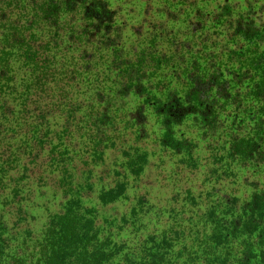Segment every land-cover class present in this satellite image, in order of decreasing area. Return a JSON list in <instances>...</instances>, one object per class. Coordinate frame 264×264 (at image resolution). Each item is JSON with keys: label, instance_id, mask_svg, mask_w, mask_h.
<instances>
[{"label": "trees", "instance_id": "16d2710c", "mask_svg": "<svg viewBox=\"0 0 264 264\" xmlns=\"http://www.w3.org/2000/svg\"><path fill=\"white\" fill-rule=\"evenodd\" d=\"M152 167L197 225L133 243ZM31 263L264 264V0H0V264Z\"/></svg>", "mask_w": 264, "mask_h": 264}, {"label": "rangeland", "instance_id": "374dc122", "mask_svg": "<svg viewBox=\"0 0 264 264\" xmlns=\"http://www.w3.org/2000/svg\"><path fill=\"white\" fill-rule=\"evenodd\" d=\"M112 1V0H111ZM262 2H259L258 5H260ZM126 5H123V11L126 10ZM258 7V6H257ZM149 131L150 132H155L156 133V126L154 125V123L151 121L149 124ZM161 160L164 161H168L167 158H160ZM161 163H157L158 166H160L161 168H163L165 171L168 172L169 170V164L165 165V166H161ZM161 168L158 167H152L150 169V173H148L147 175V180H144L141 187L142 189L146 190L148 188H153L155 191H152L148 197V200L150 201L148 205H146V208H149L148 210H150V213L144 217L141 226H140V231L138 232V234L134 235L135 232L131 230L129 239L133 241V243H138V240H140V236L142 235L143 232H151V231H160L162 229H167L168 227L171 226H176L178 224H183V225H190L191 226H196L197 225V219L194 218L197 216V208L191 207V206H185L184 207V216L181 218L179 216H176L174 219L169 218V213L171 211L172 208H175V206L181 207V205L179 204V202L176 204H172V201H170V197H168L167 195H163V193H161L160 190V184L167 178V174L164 170H161ZM172 169V168H171ZM160 171H163L162 173ZM202 179L200 177L197 176V184L200 183ZM153 181V182H152ZM188 181H191V179H188ZM152 182V185H150ZM194 183V181H193ZM167 185V187L173 188V187H177L178 189L181 188L180 185H175L173 180L170 181H165V183L163 185ZM211 187V186H209ZM157 188V189H156ZM159 188V189H158ZM152 189V190H153ZM230 189H232V191H238L241 192L240 186L236 185L230 187ZM41 190V189H40ZM245 195L248 192H245L243 190ZM52 194L50 191H47L46 193H41V192H37L34 191L32 198H28V203L26 206V210L25 211H29L30 214H28L29 218H28V223L27 224V228H34L35 230L37 229H41V226H43V217H44V211H42V207L44 205H46L45 203H51L50 206H54L57 201L56 199H54V196L50 195ZM49 206V204H47ZM51 209V208H50ZM52 210V209H51ZM189 225V226H190ZM188 226V227H189ZM23 229L21 228L19 231H22ZM22 233L16 235L14 237V239H11L10 243L14 242L15 244H18L21 240L22 237ZM142 239H143V235H142ZM14 244V245H15ZM13 246V245H12ZM29 252L32 251V246L30 245L29 247ZM23 251V249H22ZM29 254V253H26ZM35 254L33 252H31L30 256ZM29 256V259H30ZM34 263V262H32ZM31 263V264H32Z\"/></svg>", "mask_w": 264, "mask_h": 264}]
</instances>
